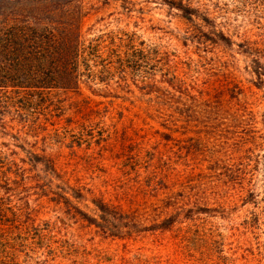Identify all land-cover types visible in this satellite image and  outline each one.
I'll use <instances>...</instances> for the list:
<instances>
[{
  "label": "rangeland",
  "instance_id": "obj_1",
  "mask_svg": "<svg viewBox=\"0 0 264 264\" xmlns=\"http://www.w3.org/2000/svg\"><path fill=\"white\" fill-rule=\"evenodd\" d=\"M175 1L199 18L163 0H80L85 45L113 60L131 50L139 66L116 64L126 87L83 85L86 113L66 106L46 131L24 130L56 170L27 165L48 226L32 247H0V264H264V0ZM61 189L93 218V195L124 213L93 225L49 199Z\"/></svg>",
  "mask_w": 264,
  "mask_h": 264
},
{
  "label": "trees",
  "instance_id": "obj_2",
  "mask_svg": "<svg viewBox=\"0 0 264 264\" xmlns=\"http://www.w3.org/2000/svg\"><path fill=\"white\" fill-rule=\"evenodd\" d=\"M163 2L179 10L188 21L199 18L196 9L184 5L183 1ZM82 12L80 0H0V247L5 250L13 248L11 242L27 247L36 245L47 230L42 227L48 226H42L43 206L31 199L33 185L29 182L33 173L28 171L39 165L42 166L39 170H56L47 153L31 150L36 148L37 142L29 145L24 130L35 134L46 131L48 119L65 115L66 106L86 113L90 98L82 92L83 85L92 88V93L110 91L116 84L120 88L126 87L127 79L117 74L116 64L123 74L130 65L139 66L130 62V57L134 56L128 53L131 50L124 54V59L117 54V59L113 60L104 57L109 46L87 47L83 39ZM202 20L211 22L207 17ZM214 33V37L231 42L223 31L214 30ZM258 76L264 75L259 73ZM116 77L123 84L114 81ZM78 94L81 102L73 97ZM53 130L61 133L64 128L59 125V129ZM84 133L80 131V137L76 138L81 144L87 142ZM4 136L18 138L20 143L12 146L26 152L27 158L18 157ZM73 192V197L83 195L80 189L73 188ZM50 195L52 202L68 207L96 226L100 221H111L116 213H124L100 196L93 195L92 204L99 213L93 218L72 204L66 189ZM174 222L166 218L159 226L168 229ZM6 233L17 234L18 241L6 239ZM1 254L0 260L9 258L8 252Z\"/></svg>",
  "mask_w": 264,
  "mask_h": 264
}]
</instances>
